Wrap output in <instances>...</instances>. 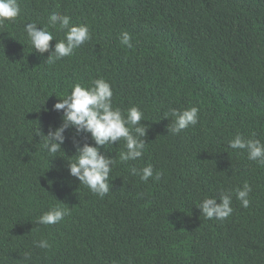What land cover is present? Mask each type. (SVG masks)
Wrapping results in <instances>:
<instances>
[{"label": "trees", "instance_id": "trees-1", "mask_svg": "<svg viewBox=\"0 0 264 264\" xmlns=\"http://www.w3.org/2000/svg\"><path fill=\"white\" fill-rule=\"evenodd\" d=\"M18 3L19 17L0 24V264H264V165L229 147L237 134L264 143V0ZM53 12L88 26L91 39L49 62L67 32L49 26ZM31 22L53 35L42 54L24 31ZM98 78L114 107L143 112L147 129L138 160L120 161L122 139L100 148L116 160L103 198L69 171L90 133L69 127L60 151L45 148L63 123L54 104ZM191 107L197 124L173 134L165 113ZM149 164L147 182L132 174ZM245 183L247 208L236 198ZM223 193L232 214L207 219L200 204ZM58 205L69 209L61 222L37 223Z\"/></svg>", "mask_w": 264, "mask_h": 264}, {"label": "clouds", "instance_id": "clouds-1", "mask_svg": "<svg viewBox=\"0 0 264 264\" xmlns=\"http://www.w3.org/2000/svg\"><path fill=\"white\" fill-rule=\"evenodd\" d=\"M21 13L18 0H0V24L6 21H15ZM48 24L51 27L59 26L61 30L67 29L65 38L55 44L53 54L48 59L49 62L71 56L74 50L91 39L88 26H69L70 17L53 12L48 17ZM24 31L35 49L39 53L48 51L53 35L47 28H40L36 22L28 23ZM131 37L128 32L121 33V44L131 47ZM113 90L111 85L104 79L98 78L83 85L79 82L72 86L70 94L60 102L54 104L53 111L63 112V123L54 131H49L46 136L45 148L50 154H55L61 150L64 143V132L69 127H74L77 132L90 133L94 141L93 145L85 144L77 147L75 160L69 164L70 175L76 177L80 183L85 185L92 193L103 198L109 193V175L116 160L102 155L100 148L109 144H116L121 139L125 142V151H121L119 159L121 162L135 161L143 156L145 143L141 137L145 136L147 129L141 124L143 112L138 107H131L126 114L121 109L113 106ZM197 107L179 111L175 108L169 113H165V118L169 115L173 118L171 131L178 134L190 125L194 126L198 122ZM232 149L246 150L248 159L264 165V143L258 139H245L237 134L229 141ZM132 174L138 175L141 181L147 182L153 177V166L148 165L140 169L132 168ZM162 173H155V180H159ZM252 188L245 183L243 190H236V198L241 202L242 207L249 206V193ZM217 198H205L199 208L207 219L216 218L224 220L232 212V195L223 193ZM69 214V209L62 206H54L38 217L37 223L40 225H54L63 220ZM36 247L47 249L50 244L47 239L34 241ZM30 254H26V258Z\"/></svg>", "mask_w": 264, "mask_h": 264}]
</instances>
